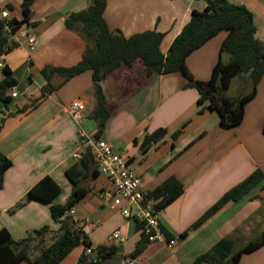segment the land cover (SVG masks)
<instances>
[{"label": "crops", "instance_id": "1", "mask_svg": "<svg viewBox=\"0 0 264 264\" xmlns=\"http://www.w3.org/2000/svg\"><path fill=\"white\" fill-rule=\"evenodd\" d=\"M23 1L3 0L9 20L25 18ZM91 1L34 0L28 23L14 36L18 47L0 61L17 81V96L7 106L0 100V155L12 164L0 182V229L5 228L15 242L43 227L58 230L50 204L32 200L17 206L47 176L61 188L54 204L68 201L72 184L65 172L83 155L87 145L82 135H86L93 142L109 144L115 153L128 159L147 194L171 177L184 187L183 195L159 212L161 227L176 243L148 244L140 256L132 258L141 241L137 223L125 219L113 204L106 177L99 174L88 178L84 186L90 187V192L68 217L84 229L92 249L120 247L103 264H127L131 260L137 264H191L222 240H235L238 249L256 240L264 233L262 186L239 202L228 204L186 238L180 237L226 192L255 170L264 173V77L256 97L246 105L243 122L225 129L217 113H199V95L193 89H183L182 75L147 77L141 64L131 69L122 67L100 83L111 116L97 137V121L91 115L99 95L92 73L67 80L55 75L50 94L45 92L47 81L42 74L46 67L70 68L81 60L86 43L78 32L66 28L65 20L87 9ZM207 1L108 0L104 18L112 32L119 31L126 38L146 31L165 34L161 51L167 55L192 12L203 11ZM226 1L244 6L253 14L256 37L264 42V0ZM226 36V32L220 33L187 59V68L196 80L210 79ZM29 38L37 41L33 50ZM223 60L228 62L229 57L225 55ZM3 78L0 68V82ZM244 84L241 78L233 80L228 96L247 94ZM75 101L86 107L79 121L70 114ZM163 128L168 134L143 152L145 136ZM178 130L182 133L173 139ZM253 196L260 199L253 200ZM115 232L120 239H111ZM84 253L81 245L60 264H77ZM36 255L31 253V257ZM241 257L239 264H264V244L254 252H243Z\"/></svg>", "mask_w": 264, "mask_h": 264}, {"label": "trees", "instance_id": "2", "mask_svg": "<svg viewBox=\"0 0 264 264\" xmlns=\"http://www.w3.org/2000/svg\"><path fill=\"white\" fill-rule=\"evenodd\" d=\"M33 2L34 0L23 1V20H0V61L18 47L14 36L28 23L29 7ZM107 2L108 0H92L87 9L72 13L66 18V28L80 34L86 43V49L81 60L70 68L46 67L42 70L47 81L46 94L51 93L50 82L55 75L67 80L90 71L99 95L91 115L97 121L96 135L99 137L111 116L101 93L100 83L122 67L131 69L141 64L147 77L182 75L183 89H193L199 95L196 103L199 113L205 110L217 113L223 128H235L243 122L246 105L256 97L258 86L264 77V42L256 37L254 17L246 7L228 3L226 0H208L203 11L192 12L190 21L183 27L165 55L161 51L165 38L163 33L146 31L126 38L119 31L112 32L104 18ZM223 32H226L227 36L220 48V58L212 70L210 79L206 82L196 80L187 68V59ZM224 55L229 57L228 62L223 60ZM2 71L4 78L0 82V100L7 106L12 99L9 91L17 86V81L7 66H4ZM236 78L244 80L248 92L242 97L231 98L228 92ZM181 133L178 130L172 138H178ZM167 134L168 129L163 128L145 136L142 151L149 150ZM11 165L10 160L0 155V182ZM65 174L72 184V194L64 205L54 204L61 188L47 176L36 184L17 206L23 207L32 200L50 204V214L54 224L58 225V230L43 227L26 239L15 242L5 228L0 229V264H60L73 249L81 245L84 246L85 252L90 249L91 254L84 253L77 264H103L119 251L120 247L116 245L92 249L88 237L68 217L70 211L91 190L90 187L84 186V182L91 176H98L100 172L96 167L91 172H85L77 160ZM259 186L264 187V173L261 169L255 170L226 192L181 235L180 239L186 238L191 230L199 228L228 204L239 202ZM183 193V185L171 177L149 193V196L157 200L156 209L160 212ZM252 199L257 200L260 197L253 196ZM137 228L140 231L141 224H137ZM163 231L172 239L164 229ZM263 244L264 233L239 249L235 240H222L209 253L197 257L191 264H239L243 252H254ZM147 245V238L141 234V241L131 257L140 256ZM31 253L37 255L31 257Z\"/></svg>", "mask_w": 264, "mask_h": 264}, {"label": "built area", "instance_id": "3", "mask_svg": "<svg viewBox=\"0 0 264 264\" xmlns=\"http://www.w3.org/2000/svg\"><path fill=\"white\" fill-rule=\"evenodd\" d=\"M8 19L9 12L3 7V0H0V20L8 21ZM6 29L9 31L8 27ZM28 43L30 50L37 45L35 38H29ZM3 67L0 62V68ZM9 95L11 98L17 96L14 88ZM85 111L86 107L80 101L71 104L70 114L74 119L81 120ZM82 137L86 140L87 146L93 147L94 166L109 180L114 196L113 204L119 208L121 215L129 221L141 224L140 232L147 238L148 244L164 243L173 246L176 239L168 238L161 227L159 211L156 209L157 200L142 190L141 181L131 168L129 160L115 153L113 148L103 141L93 142L86 135ZM69 214L72 215L73 210ZM111 239H120L118 232H115ZM85 254L90 255L91 250L87 249ZM127 264H137V262L131 260Z\"/></svg>", "mask_w": 264, "mask_h": 264}, {"label": "water", "instance_id": "4", "mask_svg": "<svg viewBox=\"0 0 264 264\" xmlns=\"http://www.w3.org/2000/svg\"><path fill=\"white\" fill-rule=\"evenodd\" d=\"M81 167L87 171L89 167L94 165V155H93V147L87 146L85 148V151L82 155V157L79 159ZM70 220H73L72 218H69Z\"/></svg>", "mask_w": 264, "mask_h": 264}, {"label": "clouds", "instance_id": "5", "mask_svg": "<svg viewBox=\"0 0 264 264\" xmlns=\"http://www.w3.org/2000/svg\"><path fill=\"white\" fill-rule=\"evenodd\" d=\"M8 21H9V19H8ZM10 91H11V90H10ZM10 91H9V92H10ZM140 233H141V232H140Z\"/></svg>", "mask_w": 264, "mask_h": 264}, {"label": "rangeland", "instance_id": "6", "mask_svg": "<svg viewBox=\"0 0 264 264\" xmlns=\"http://www.w3.org/2000/svg\"><path fill=\"white\" fill-rule=\"evenodd\" d=\"M225 56V55H224ZM246 92H248V90H246Z\"/></svg>", "mask_w": 264, "mask_h": 264}]
</instances>
